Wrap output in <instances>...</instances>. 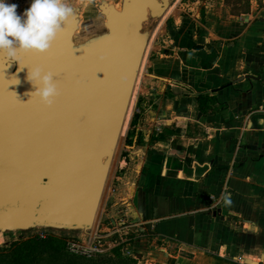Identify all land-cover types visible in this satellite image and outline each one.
Here are the masks:
<instances>
[{"label":"crops","instance_id":"1","mask_svg":"<svg viewBox=\"0 0 264 264\" xmlns=\"http://www.w3.org/2000/svg\"><path fill=\"white\" fill-rule=\"evenodd\" d=\"M8 2L23 12L31 0ZM170 11L98 231L146 264H264V0H172ZM203 94L218 102L208 115Z\"/></svg>","mask_w":264,"mask_h":264},{"label":"water","instance_id":"2","mask_svg":"<svg viewBox=\"0 0 264 264\" xmlns=\"http://www.w3.org/2000/svg\"><path fill=\"white\" fill-rule=\"evenodd\" d=\"M66 3L72 14L46 53L20 54L21 70L0 54V235L92 231L144 57L172 6L100 0L102 28L85 34L83 5ZM35 66L55 73L50 107L28 95Z\"/></svg>","mask_w":264,"mask_h":264},{"label":"rangeland","instance_id":"3","mask_svg":"<svg viewBox=\"0 0 264 264\" xmlns=\"http://www.w3.org/2000/svg\"><path fill=\"white\" fill-rule=\"evenodd\" d=\"M67 1L69 2L71 0H65V2ZM74 1L76 3L83 5L82 21L83 24L85 25L83 30L84 33L90 34L94 31L100 30L103 25V18L100 16L98 9V4L100 0H74ZM110 2L115 4L117 7H120L121 5V0H110ZM170 12L171 11L168 10L163 20L167 18ZM154 33L149 43L150 47L148 48V51L150 50L151 44L154 41V36H155ZM144 61H145V57L143 63ZM142 67H145V64ZM143 72H144V68L142 69V73L136 84V88L134 91L133 99L126 119V123L116 151L115 159L111 168V172L107 181V185L103 194V198L92 231L89 234H83L81 232L31 230L23 233L4 234V235H0V249H3L4 253H10L12 249H14L16 243H21L38 237L42 240H46V239L60 240L64 243V246L58 247L55 244H50L51 246H48L47 243L39 244L36 253L37 264H99V262H102L104 258L116 259L118 254H120L122 258H131L135 260L136 264H146L138 257V253L130 252V250H128L125 246H123L124 243L123 241H119L120 239L118 237H113V236L106 237L107 243H111L112 248L107 249L104 253H99L101 254L100 256L96 254L97 256H94L96 258L93 259L92 261H88L87 259L79 257L80 255L89 257L85 255L84 252H89L90 248H92L95 239V234L98 233L100 235L105 236V233H101V232L99 233L98 228L100 226L101 228L100 230H102L104 225L105 226L108 225V220L106 218V215L109 214V211H106V206H107L106 204L109 197V193L111 191L113 175L116 169L119 155L121 153L122 145L126 141V138L130 132L131 125L137 115L136 104L138 101L139 85L142 81ZM120 212H121L120 210H117L116 212L117 216L122 215ZM118 220L121 221L120 219ZM104 248L106 249L108 248V246H104ZM77 250L82 251V253H76ZM37 254H39V256H37ZM102 264H105V261L102 262Z\"/></svg>","mask_w":264,"mask_h":264},{"label":"clouds","instance_id":"4","mask_svg":"<svg viewBox=\"0 0 264 264\" xmlns=\"http://www.w3.org/2000/svg\"><path fill=\"white\" fill-rule=\"evenodd\" d=\"M71 14L72 8L65 0H31L20 14L15 3L0 0V54L7 61V68L15 62L21 70L25 66L20 64L22 53H46ZM26 79L34 89L28 95L50 107L59 95L55 73L35 66L29 68ZM16 81L14 84L20 82L17 78Z\"/></svg>","mask_w":264,"mask_h":264},{"label":"trees","instance_id":"5","mask_svg":"<svg viewBox=\"0 0 264 264\" xmlns=\"http://www.w3.org/2000/svg\"><path fill=\"white\" fill-rule=\"evenodd\" d=\"M197 100L199 104V110L203 115H208L209 113H212L214 111L215 105L218 103L216 97H211L210 95L207 94L198 96ZM142 114L143 112L137 114L135 120L138 121V119L142 116ZM42 243H47L48 246H51L50 244H55L58 247L64 246V243L60 240L57 239L42 240L37 237L32 240L16 243L14 249H12L10 253H4V250L0 249V264H37L36 261V253L38 250L37 248L39 244ZM97 255L100 256L101 254H97ZM37 256H39V254H37ZM94 256L86 257L80 255L79 257L87 259L88 261H92L93 259L96 258ZM104 261L105 264H136L135 260L131 258H122L120 254H118L116 259L104 258L102 262ZM102 262H99V264H102Z\"/></svg>","mask_w":264,"mask_h":264},{"label":"built area","instance_id":"6","mask_svg":"<svg viewBox=\"0 0 264 264\" xmlns=\"http://www.w3.org/2000/svg\"><path fill=\"white\" fill-rule=\"evenodd\" d=\"M110 236H113V235H105V236H103V235H100L98 233L95 234V239H94L92 248H90L89 252H84V254L89 256V257H92V256H94L96 254L104 253L107 249H111L112 248V246H111L112 244L111 243H107V241H106V237H110ZM120 241H122V240H120ZM104 246H108V248L105 249ZM76 253H82V251H78L77 250Z\"/></svg>","mask_w":264,"mask_h":264}]
</instances>
